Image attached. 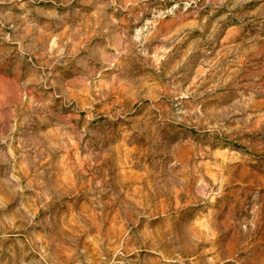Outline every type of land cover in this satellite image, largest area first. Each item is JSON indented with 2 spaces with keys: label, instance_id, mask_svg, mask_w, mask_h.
<instances>
[{
  "label": "rangeland",
  "instance_id": "374dc122",
  "mask_svg": "<svg viewBox=\"0 0 264 264\" xmlns=\"http://www.w3.org/2000/svg\"><path fill=\"white\" fill-rule=\"evenodd\" d=\"M0 264H264V0H0Z\"/></svg>",
  "mask_w": 264,
  "mask_h": 264
}]
</instances>
